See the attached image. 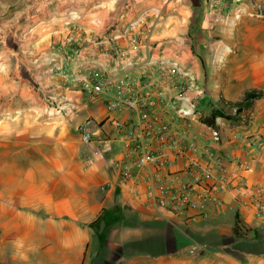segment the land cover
Segmentation results:
<instances>
[{
	"label": "crops",
	"instance_id": "crops-1",
	"mask_svg": "<svg viewBox=\"0 0 264 264\" xmlns=\"http://www.w3.org/2000/svg\"><path fill=\"white\" fill-rule=\"evenodd\" d=\"M1 1L14 15L0 20V264H264V228L236 200L264 185V0ZM161 62H175L180 81L195 79L203 116L220 100L263 94L216 119L217 143L193 121L198 146L225 160L231 188L247 183L202 217L144 207V187L138 198L119 182L124 144L109 119L122 114L108 113L106 95L92 91L99 78L109 95L143 93L140 77L150 73L171 99ZM87 120L92 142L83 147L77 129ZM207 166L217 173L203 158L196 177ZM184 169L174 160L168 170L193 183Z\"/></svg>",
	"mask_w": 264,
	"mask_h": 264
},
{
	"label": "built area",
	"instance_id": "built-area-1",
	"mask_svg": "<svg viewBox=\"0 0 264 264\" xmlns=\"http://www.w3.org/2000/svg\"><path fill=\"white\" fill-rule=\"evenodd\" d=\"M211 0H205V3ZM142 32L135 34L138 40ZM75 36H68L73 59L79 52L73 48ZM137 45L138 42H137ZM112 56L115 60L122 58V52L116 44H112ZM129 64H132L129 61ZM160 80L167 81L176 90V96L169 99L165 91L153 81L150 73L142 74L140 81H146L143 93L123 96L120 91L109 95L108 86L99 78L93 79L92 91L95 95L105 94V107L110 114H122L109 119L110 126L117 130L123 138L119 182L129 186L133 194L140 198L141 190L145 189L142 206L155 208L166 214H184L191 211L198 217L204 216L209 208L222 207V195L231 188L228 169L225 160L215 157L209 146H198L197 135L193 131V121L201 117L198 112V97L203 94L195 79L187 75L180 81L182 72L175 62H161L158 66ZM195 97L188 99L191 93ZM197 93V94H196ZM187 102V106H184ZM91 120L85 121L77 129L81 146L86 147L92 142ZM205 126V125H204ZM206 127V126H205ZM209 130L212 142H219L220 135L214 128ZM264 137V131H263ZM199 152V154H197ZM211 160L217 169L211 175L210 167L205 168L201 177H196L201 159ZM174 160L185 164L184 174L192 178L193 183H181L175 174L169 172V166ZM85 161L90 163L91 157ZM248 166L241 171H248ZM148 170L142 178L141 172ZM247 188L245 179H241L232 190L241 192ZM238 211H250L260 226L264 228V185L255 184L248 196L236 198Z\"/></svg>",
	"mask_w": 264,
	"mask_h": 264
},
{
	"label": "trees",
	"instance_id": "trees-1",
	"mask_svg": "<svg viewBox=\"0 0 264 264\" xmlns=\"http://www.w3.org/2000/svg\"><path fill=\"white\" fill-rule=\"evenodd\" d=\"M263 94L262 92L258 91H250L245 93L244 97L240 102H236L233 104H229V102H226L224 100H220L217 102V104L211 109L209 115L207 116H201L199 119V122L202 125H205L209 128L216 129V119H226L230 120L232 119V114L239 113L242 110H247L249 108V105L252 101L255 99L261 97ZM241 229V223L239 220L236 222V226L234 227L233 233L235 236L239 237V230Z\"/></svg>",
	"mask_w": 264,
	"mask_h": 264
},
{
	"label": "rangeland",
	"instance_id": "rangeland-1",
	"mask_svg": "<svg viewBox=\"0 0 264 264\" xmlns=\"http://www.w3.org/2000/svg\"><path fill=\"white\" fill-rule=\"evenodd\" d=\"M11 3L13 0H10ZM95 0H87L88 8H93ZM14 6H10L9 4H5L0 0V20L5 18H13ZM201 116L203 114L200 112Z\"/></svg>",
	"mask_w": 264,
	"mask_h": 264
}]
</instances>
